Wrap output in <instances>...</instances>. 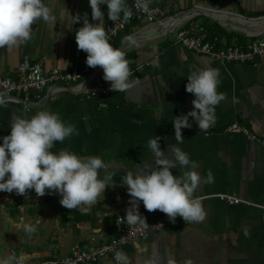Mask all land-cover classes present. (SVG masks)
<instances>
[{"label": "crops", "instance_id": "1", "mask_svg": "<svg viewBox=\"0 0 264 264\" xmlns=\"http://www.w3.org/2000/svg\"><path fill=\"white\" fill-rule=\"evenodd\" d=\"M134 1L126 0L129 8ZM150 1L169 8L171 17L200 9L188 27L201 25L208 32H220V38L238 46L249 45L264 31V21L249 22L236 17L254 21L264 18V0ZM44 2L53 22L49 25L38 21L27 44L0 49V77H14L25 58L43 61L47 73L67 72L76 62L85 63L87 54L79 51L75 42V30L83 21L73 25L71 15L79 13L83 19L87 13L90 22L99 23L91 21L88 0ZM101 10L105 23L107 6L101 5ZM152 27L137 25L120 38L133 73L130 79L138 83L126 92H115L105 107L71 91L60 96L44 93L43 102L29 112L20 105H0V138L10 133L15 116L30 118L38 111L49 110L59 113L66 124H74L79 132L63 143L57 142L52 151L68 149L83 157L98 156L110 170L118 171L115 186L107 188L87 213L64 208L58 194L37 197L34 190H29L27 205L21 212L17 208L20 195L0 192V259L9 256L11 247L15 249L13 255L25 256V263H40L108 243L114 236L117 219L124 218L130 206L121 176L126 170L135 169L136 164L153 162L147 144L155 136L161 137L163 151L177 144L172 120L193 110L195 98L185 90L188 74L211 67L218 70L217 90L225 95V100L216 106L215 124L202 131L189 118L192 127L182 129L184 141L177 145L198 162L197 171L202 177L209 170L214 176L213 183L202 184L195 193L206 217L202 222H184L177 217L171 223L168 219L163 231L136 243L125 253L130 264H147L154 250L165 261L171 257L178 262L190 258L192 264H264V148L244 135L225 133L232 123L239 122L264 137V58L252 65L221 64L177 45L174 34L146 35ZM99 85H110L103 79V70L89 88L94 90ZM172 171L177 175L180 170ZM222 194L256 207L228 205L216 198ZM139 212L146 222L167 218L160 211L147 212L142 202ZM78 217L88 220H77ZM25 225L34 226L36 232L28 235ZM13 239L18 241L16 245H12Z\"/></svg>", "mask_w": 264, "mask_h": 264}, {"label": "clouds", "instance_id": "2", "mask_svg": "<svg viewBox=\"0 0 264 264\" xmlns=\"http://www.w3.org/2000/svg\"><path fill=\"white\" fill-rule=\"evenodd\" d=\"M91 8V21L81 18L77 13L71 23L83 21L75 30L77 49L87 54L86 65L100 67L103 79L110 83L113 92H126L138 81L131 80L126 52L110 43L105 28V13L101 5L107 6V17L113 23L130 18L131 9L126 0H88ZM150 0H140V7L147 10ZM54 17L44 0H0V49L11 50L27 44L33 38V26L38 21L51 25ZM186 92L193 94V110L172 120L177 144L169 145L167 151L161 150V137L148 141L147 147L153 162L136 164L135 169L126 170L120 180L127 186L130 197L129 207L123 218L129 225L147 226L146 218L139 212L142 202L149 213L160 211L171 223L177 217L184 222H202L206 213L201 199L195 195L202 184L214 182L209 170L206 177L197 171L198 162L191 160L189 154L177 145L182 144V129L191 128L189 118L198 125L199 130L207 131L215 124V109L225 95L218 92L219 72L211 67L191 71L187 77ZM3 100L0 99V104ZM73 134L79 135L74 124H66L59 113L49 110L36 112L30 118L15 116L10 133L3 136L0 143V192L28 197L34 190L37 197L58 194L59 203L68 210L87 213L95 206L105 190L115 186L112 171L105 160L98 156H79L68 149L52 151L57 142L63 143ZM173 169H179L174 175ZM187 169V170H185ZM103 171V176L101 172ZM28 235L36 228L25 225ZM116 264H130L128 255L115 252ZM25 256L12 255L0 259V264H24ZM147 264H192L190 258L176 261L161 257L153 251Z\"/></svg>", "mask_w": 264, "mask_h": 264}, {"label": "built area", "instance_id": "3", "mask_svg": "<svg viewBox=\"0 0 264 264\" xmlns=\"http://www.w3.org/2000/svg\"><path fill=\"white\" fill-rule=\"evenodd\" d=\"M130 18L113 23L108 18L105 20V28L108 31L110 43L114 44L124 34L131 31L137 25L156 27L174 18L171 10L148 3L147 10L140 7V0H136L130 7ZM189 21L178 29L168 33L174 34L176 44L196 55L207 57L221 64L252 65L259 58H264V31L247 46H229L226 39L212 38L204 26L188 27ZM80 58V55H78ZM101 68H90L86 63L76 62L67 72L55 70L47 73L43 61L33 62L25 58L17 69L14 77H0V105H20L29 112L34 106L43 102L44 93L51 95H63L69 91L86 99L99 101L103 107L106 106L111 96L115 93L110 90V85H99L98 88L90 90V84L99 76ZM225 133L229 136L244 135L251 143L264 148V137L251 132L239 122L232 123ZM216 198L231 206L256 205L243 201L235 196L217 195ZM28 198L19 196L17 208L23 211L27 205ZM147 226L129 225L123 218L117 219L115 223L113 238L104 245L92 250H77L67 256H55L40 263L24 264H99L112 262L116 251L126 252L127 249L138 242L148 241L152 234L163 231L168 225V218L158 221L147 222Z\"/></svg>", "mask_w": 264, "mask_h": 264}, {"label": "bare ground", "instance_id": "4", "mask_svg": "<svg viewBox=\"0 0 264 264\" xmlns=\"http://www.w3.org/2000/svg\"><path fill=\"white\" fill-rule=\"evenodd\" d=\"M199 12V11H198ZM195 13H190L174 18L162 25L146 30L145 34L151 37L165 36L166 34L178 29L181 25L189 21ZM221 19V18H220Z\"/></svg>", "mask_w": 264, "mask_h": 264}, {"label": "trees", "instance_id": "5", "mask_svg": "<svg viewBox=\"0 0 264 264\" xmlns=\"http://www.w3.org/2000/svg\"><path fill=\"white\" fill-rule=\"evenodd\" d=\"M209 32H212L211 29H209ZM220 32H212L211 33V37L212 38H216V37H220ZM226 39V38H225ZM227 41V40H226ZM228 45L229 46H238L236 43H232V42H229V40L227 41ZM114 47H117V48H121L122 47V39H119L115 44H114ZM109 200V199H108ZM77 220H82V221H85V220H88V217H82V218H77Z\"/></svg>", "mask_w": 264, "mask_h": 264}, {"label": "water", "instance_id": "6", "mask_svg": "<svg viewBox=\"0 0 264 264\" xmlns=\"http://www.w3.org/2000/svg\"><path fill=\"white\" fill-rule=\"evenodd\" d=\"M200 9H198V8H196V9H194L193 11H191V12H188V13H184V14H181L180 16H182V15H186V14H190V13H195V12H198ZM222 14V13H221ZM197 16H199V13H196V14H194V16L191 18V19H194V18H196ZM179 17V16H178ZM237 18H239V19H241V20H244V21H249V22H259V23H261V22H263L264 21V18H261V19H257V20H246L245 18H243V17H239V16H236Z\"/></svg>", "mask_w": 264, "mask_h": 264}, {"label": "rangeland", "instance_id": "7", "mask_svg": "<svg viewBox=\"0 0 264 264\" xmlns=\"http://www.w3.org/2000/svg\"><path fill=\"white\" fill-rule=\"evenodd\" d=\"M12 242H13L12 245H14V244L16 245V242H18V241H17L16 239H13ZM14 250H15V249H13L12 247L10 248L9 256H12V255H13L12 252H13Z\"/></svg>", "mask_w": 264, "mask_h": 264}]
</instances>
